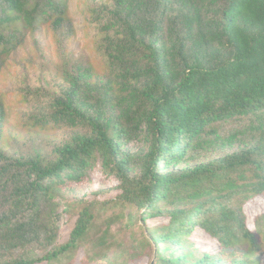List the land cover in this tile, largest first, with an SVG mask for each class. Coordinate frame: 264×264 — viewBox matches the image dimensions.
Returning <instances> with one entry per match:
<instances>
[{
	"label": "trees",
	"instance_id": "1",
	"mask_svg": "<svg viewBox=\"0 0 264 264\" xmlns=\"http://www.w3.org/2000/svg\"><path fill=\"white\" fill-rule=\"evenodd\" d=\"M88 1L0 0V63L42 25L71 37L76 2L102 65L59 42L58 90L18 91L8 134L0 94V264H264V212L245 214L264 198V0ZM54 130L70 138L29 148ZM95 171L116 196L82 194Z\"/></svg>",
	"mask_w": 264,
	"mask_h": 264
},
{
	"label": "rangeland",
	"instance_id": "2",
	"mask_svg": "<svg viewBox=\"0 0 264 264\" xmlns=\"http://www.w3.org/2000/svg\"><path fill=\"white\" fill-rule=\"evenodd\" d=\"M88 4L89 6L96 7L101 4V0H89ZM81 11L82 9L76 7V2H74L71 6V28L73 31L71 37L67 38L65 34L57 36L42 25L34 34L26 32L24 47H20L8 59L0 63V94H7V104H9L10 109L15 103L17 105L16 109L10 112L9 120L6 124V134L17 131L18 116L21 115V111H29L23 103L14 100L15 94L18 91L39 89L41 93L54 94L58 90V85L61 80L63 56H65L58 46L59 42L65 43L68 59L73 58L74 60L83 62L89 61L94 70L100 73L102 65L100 61L95 60L96 49L94 41L98 27L93 22V17L88 16L85 18ZM37 104L34 102L29 103L33 107ZM70 135V130L50 131L48 136L35 137L33 141H30L29 148L37 147L48 152L56 144H62L68 140ZM141 145L142 143L140 141H134L127 146V149L137 152L141 148ZM91 181L92 183L83 185L85 187L82 193L83 195H87L89 200L97 199L104 201L118 194V190H116L118 183L112 178L103 176L100 171L92 173ZM101 190H110V192L100 197L92 195ZM263 212L264 198H257L248 203L245 208V214L247 217V225L250 229L255 230V218ZM162 222V220H152L149 224L153 226L161 224ZM69 226L65 227L67 231L63 237L64 239L67 237ZM192 238L203 249L208 251L214 249L213 242L201 233H195ZM82 257L83 253L81 252L75 264H80ZM142 264H151V261L145 260Z\"/></svg>",
	"mask_w": 264,
	"mask_h": 264
},
{
	"label": "water",
	"instance_id": "3",
	"mask_svg": "<svg viewBox=\"0 0 264 264\" xmlns=\"http://www.w3.org/2000/svg\"><path fill=\"white\" fill-rule=\"evenodd\" d=\"M157 258H158V252L155 251V255H154L153 260L151 261V264H156L157 263Z\"/></svg>",
	"mask_w": 264,
	"mask_h": 264
}]
</instances>
